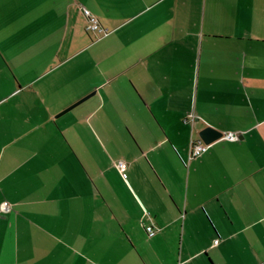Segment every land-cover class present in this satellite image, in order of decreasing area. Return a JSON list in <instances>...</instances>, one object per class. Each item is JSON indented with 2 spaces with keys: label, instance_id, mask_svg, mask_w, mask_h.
<instances>
[{
  "label": "crops",
  "instance_id": "1",
  "mask_svg": "<svg viewBox=\"0 0 264 264\" xmlns=\"http://www.w3.org/2000/svg\"><path fill=\"white\" fill-rule=\"evenodd\" d=\"M4 201L0 264H264V0H0Z\"/></svg>",
  "mask_w": 264,
  "mask_h": 264
},
{
  "label": "built area",
  "instance_id": "2",
  "mask_svg": "<svg viewBox=\"0 0 264 264\" xmlns=\"http://www.w3.org/2000/svg\"><path fill=\"white\" fill-rule=\"evenodd\" d=\"M83 13L87 19L86 30L89 33H101L103 30L100 26L98 18L91 13L89 9L84 8ZM224 139L235 140L237 136L233 134H223ZM211 144L204 143L201 139L193 141L190 148V158H198L208 151ZM118 168L121 172H124L128 168V164L125 162H119ZM11 210L10 203L4 201L1 206L0 213H7ZM146 233L149 237H153L157 233V229L153 225L145 226ZM216 243H218L216 241Z\"/></svg>",
  "mask_w": 264,
  "mask_h": 264
},
{
  "label": "water",
  "instance_id": "3",
  "mask_svg": "<svg viewBox=\"0 0 264 264\" xmlns=\"http://www.w3.org/2000/svg\"><path fill=\"white\" fill-rule=\"evenodd\" d=\"M94 93H91L90 95H87L86 97H84L83 99H81L80 101H78L77 103L71 105L70 107H68L67 109H65L64 111H62L60 114H58L57 116H60L64 113H66L67 111L71 110L72 108H74L75 106H77L78 104H80L81 102H83L84 100L90 98ZM199 136L201 138V140L206 143V144H212L215 141L223 138V133L213 127H206L204 129H202L199 132Z\"/></svg>",
  "mask_w": 264,
  "mask_h": 264
}]
</instances>
